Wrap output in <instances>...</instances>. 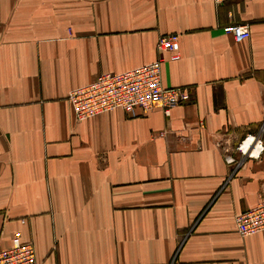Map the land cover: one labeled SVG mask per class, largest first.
<instances>
[{
	"label": "crops",
	"instance_id": "crops-1",
	"mask_svg": "<svg viewBox=\"0 0 264 264\" xmlns=\"http://www.w3.org/2000/svg\"><path fill=\"white\" fill-rule=\"evenodd\" d=\"M168 33L162 82L186 103L74 117L70 90ZM262 127L264 0H0V249L19 233L38 264H264V230L234 221L264 201V152L224 159Z\"/></svg>",
	"mask_w": 264,
	"mask_h": 264
},
{
	"label": "built area",
	"instance_id": "built-area-1",
	"mask_svg": "<svg viewBox=\"0 0 264 264\" xmlns=\"http://www.w3.org/2000/svg\"><path fill=\"white\" fill-rule=\"evenodd\" d=\"M224 1L213 0V3L218 6ZM221 30L231 33L237 41L250 35L245 24L231 23ZM156 50L157 56L151 62L117 73H101L93 81L70 90L67 98L74 117L82 120L115 109L135 114L137 110L146 112L153 108H160L168 116L172 108L186 103L190 99L187 86H165L162 82L163 64L180 58L179 34L160 36ZM263 133V127L245 133L234 147L239 157L228 153L225 161L239 165L246 159L259 158L264 152ZM234 221L241 236L263 231L264 201L238 212ZM0 264H38L33 244L22 242L19 233H15L11 245L0 249Z\"/></svg>",
	"mask_w": 264,
	"mask_h": 264
}]
</instances>
